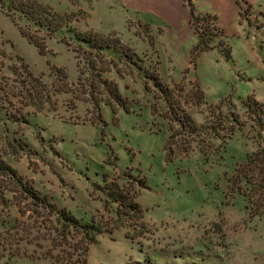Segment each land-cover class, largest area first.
Listing matches in <instances>:
<instances>
[{
  "label": "rangeland",
  "instance_id": "1",
  "mask_svg": "<svg viewBox=\"0 0 264 264\" xmlns=\"http://www.w3.org/2000/svg\"><path fill=\"white\" fill-rule=\"evenodd\" d=\"M48 1L42 3L56 11ZM237 1L239 16L216 21L220 35L201 51L194 49L192 27L191 33L163 27L151 33L128 23L135 35L104 33L137 53L143 68L104 51L103 58L116 64L103 76L116 82L130 110L114 114L100 104L101 121L93 119L88 101L76 98L87 97L76 91L87 72L76 85L71 48L77 44L65 43L73 32L91 29L85 21L89 0H67L82 6L56 11L68 17L49 37L28 27L45 37L43 54L0 10L1 73L13 77L12 65L24 63L37 75V89L50 96L41 108L16 100L10 110L22 107L16 119L0 113V157L53 204H33L0 178V264H264V217L247 216L243 196L227 189L224 176L264 147V130L242 103L264 104V0ZM153 66L167 99L144 76ZM170 105L198 129L188 155L167 161L163 143L177 128H170ZM139 180L146 186L134 198L141 216L118 217L121 207L106 193L114 183L137 190ZM60 209L100 231L67 226Z\"/></svg>",
  "mask_w": 264,
  "mask_h": 264
},
{
  "label": "trees",
  "instance_id": "2",
  "mask_svg": "<svg viewBox=\"0 0 264 264\" xmlns=\"http://www.w3.org/2000/svg\"><path fill=\"white\" fill-rule=\"evenodd\" d=\"M237 4L238 1L236 0ZM239 5V4H238ZM0 10L7 15L12 23L17 27L19 33L32 43L43 54L46 51V41L44 36L38 37L31 33L28 27L34 26L36 31H43L48 37L51 36L63 23L67 20L68 15L54 11L49 5L40 2L39 0H0ZM23 19L26 26L22 25L19 20ZM189 26L192 27L197 35V42L194 46L195 51L205 50L209 48L210 41L214 37L220 35V29L216 24V19L208 13L197 14L192 7H189ZM110 34V33H109ZM73 41L77 44L76 48H71L74 54L77 66V81L80 83V77L87 72L86 78L76 91L87 94V97H76L79 100H86L95 109V115L101 121L100 104L109 105L111 111L115 114L118 108L122 107L125 111H129V105L126 104V99L118 91V86L115 81L107 79L103 73L110 70L113 65L104 57V51L109 50L113 53V58L116 62H121L124 65L136 66L137 69L143 67L137 62L142 61L141 57L135 53L129 46L121 43L117 38L109 39L108 35L88 29L85 31L73 32V38L65 40L69 46ZM61 80L66 78L62 68L57 67ZM11 72L13 77L5 76L1 73L0 65V113L5 111L9 116L17 117L16 114L21 112V106L34 105L41 108L44 101L50 102V96L43 90L37 89L39 81L37 75H33L24 63L12 65ZM145 77L153 82L159 91L163 94V99H167L166 89L162 87L161 82L155 71V66L151 70L144 69ZM17 89V90H16ZM81 98V99H80ZM16 100L21 101V108H14L10 111ZM23 103V104H22ZM222 101L219 102L221 104ZM245 103L250 111L251 120L260 130H264V104L254 101ZM12 106V107H11ZM20 108V109H19ZM170 115H168L170 128L176 125L177 128L173 133H170L164 140L163 150L165 159L171 161L177 157L187 156L193 149L195 141V132L198 129L191 117L182 111H175L173 106H169ZM154 112V111H152ZM16 119V118H13ZM236 122V119H231ZM174 122V124H172ZM227 138L234 131V125L229 127ZM181 135L180 139L175 136ZM203 144V141L201 142ZM204 146V144H203ZM203 146L199 147L200 152L204 155V160L207 161L208 154L203 151ZM207 146V145H206ZM130 176V175H128ZM225 176L226 187L233 193L243 196L245 200L244 209L249 218L264 217V147L258 148L247 155L245 161L239 163L229 176ZM0 178L8 180L19 188L16 191L23 192L25 197L30 198L33 204L41 207H51L46 198L39 195L38 192L17 173V171L0 157ZM106 180V177H105ZM114 188L107 192L106 195L110 201L118 204L120 211H117L118 217L125 216L127 218H138L141 216V210L134 198L138 190L145 187V182L139 180L138 188L132 189L131 186H119L114 183ZM110 187V186H109ZM132 189V192H130ZM227 196V193L224 194ZM61 216L67 226L81 228L86 230V233L96 235L100 231L91 223L81 224L69 212H64L60 209ZM93 238V237H90Z\"/></svg>",
  "mask_w": 264,
  "mask_h": 264
},
{
  "label": "crops",
  "instance_id": "3",
  "mask_svg": "<svg viewBox=\"0 0 264 264\" xmlns=\"http://www.w3.org/2000/svg\"><path fill=\"white\" fill-rule=\"evenodd\" d=\"M48 3L61 12L82 6L67 0H49ZM189 7L197 14L213 15L217 23L239 16L236 0H89L85 21L93 31L102 34L116 31L126 37L135 35L128 23L146 25L151 33L159 27L173 29L176 34L191 33Z\"/></svg>",
  "mask_w": 264,
  "mask_h": 264
}]
</instances>
